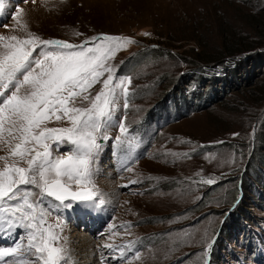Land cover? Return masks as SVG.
I'll list each match as a JSON object with an SVG mask.
<instances>
[{
	"label": "rangeland",
	"instance_id": "obj_1",
	"mask_svg": "<svg viewBox=\"0 0 264 264\" xmlns=\"http://www.w3.org/2000/svg\"><path fill=\"white\" fill-rule=\"evenodd\" d=\"M4 5L0 35L5 37L35 34L85 47L98 46L101 41L93 38L105 35L134 41L122 43L105 65L115 77L131 78L130 84L124 81L127 109L118 88L110 139H98L103 148L95 185L105 203L85 211L75 202L65 208L51 197L44 199L47 224L61 236L57 246L65 249L68 264L83 258L94 264H264V200L255 193L260 189L264 198V50L236 57L237 78L217 90L203 86L221 78L224 68L199 61L200 53L219 52L222 30L253 40L250 16L264 12V0H4ZM108 74L72 106L89 107ZM182 82L177 105L168 96ZM165 98L166 107L153 118L151 111ZM198 101L201 107L193 104ZM121 120L133 151L116 144L115 137L125 138L118 130ZM45 126L70 123L53 118ZM53 148L54 155L69 151L67 144ZM0 156L9 164L16 159L4 143ZM4 164L0 161V169ZM208 179L215 182L205 183ZM233 220L244 231L252 222L258 226L263 240L257 260L241 247ZM246 234L249 239L251 233ZM86 235L89 253L73 239ZM25 236L23 230L0 232V248L22 241L14 256L0 257V264H18L16 257L25 255Z\"/></svg>",
	"mask_w": 264,
	"mask_h": 264
},
{
	"label": "snow or ice",
	"instance_id": "obj_2",
	"mask_svg": "<svg viewBox=\"0 0 264 264\" xmlns=\"http://www.w3.org/2000/svg\"><path fill=\"white\" fill-rule=\"evenodd\" d=\"M4 7V0H0V15ZM93 39L101 43L85 47L45 40L35 34L24 39L0 35V143L8 145L9 156L16 158L9 164L6 157L0 156V161H5L0 169V232L26 233L25 255L16 257L18 264H68L65 249L57 246L61 236L47 224L50 212L44 205L45 197L54 198L65 208H73V202H77L76 207L85 211L105 203L95 185V164L103 148L98 139H110L107 129L115 119L120 95L117 89L122 90L123 107L127 109L128 88L124 81L131 83L130 77H115L113 69L105 65L122 43L134 41L106 35ZM77 47L80 50L74 51ZM105 72L109 74L90 106H72L76 97L99 83ZM53 118L65 119L70 126L46 127ZM118 130L125 138L115 137L116 144H127V150L133 151L122 120ZM12 141L18 142L11 146ZM62 144L69 146L68 153L54 155L53 145ZM17 159L27 167L18 166ZM21 247L22 241L0 248V257H12Z\"/></svg>",
	"mask_w": 264,
	"mask_h": 264
},
{
	"label": "trees",
	"instance_id": "obj_3",
	"mask_svg": "<svg viewBox=\"0 0 264 264\" xmlns=\"http://www.w3.org/2000/svg\"><path fill=\"white\" fill-rule=\"evenodd\" d=\"M250 20H251V24H252L253 34L256 35L253 40H250L249 37H247V36L242 37V36H240L239 33H236L235 31L222 30L220 43L218 45L219 52L218 53H212V54L209 53L208 55H204L203 53L199 54V61L204 60L203 62L215 63L214 66L224 68L221 78H217V77L213 78L212 77L210 80H208L209 81L208 85H205L203 87L209 86V87L216 89V90L223 87V86L229 87L231 85V79L237 78L236 71H237V67L240 66L239 62H238L239 59H237L236 57H238L239 55H242V54L250 55L249 53H251V52H254L252 55H254V54L257 55L258 53H261L260 50H262V49L264 50V12L257 13V15L256 14L251 15ZM252 55H250L248 57L250 58V57H252ZM200 57H202V58H200ZM185 84H186V82H182L179 85L177 91L176 92L173 91L168 96L169 99H171L177 105H179V102H180L179 98L182 97V96H178V95H181V93H179V92H182V88L185 87ZM223 92H225V90ZM215 96H216V94H215ZM182 100H183V98H182ZM208 100H209V98L205 101H208ZM193 104L194 105L198 104V106L201 107L202 103L199 104V101H198V102H194ZM159 107L163 108V109L166 107V98L157 104L154 112L151 111V114L154 115V113L156 112V110ZM194 108H196V106H194ZM155 116L156 115H154L153 118ZM255 193H256V197L264 200L263 195H261L260 189H255ZM240 207L241 206H239V208ZM236 208H237V206L234 207L233 210H235ZM227 217L224 219L223 224H225V223L227 224V222H228V221H226ZM233 222H234V224L231 225L232 231L234 232L233 229H236L235 233L237 231H239L241 234L240 239H242L243 245L240 244L241 241L239 242V244L241 245V247L247 248L249 250L251 256H253V259L256 260V256L257 257L259 256V246H260V240L259 239H262L261 236H263L260 232H258L256 230V228L258 226L256 224H253V222L251 221L252 222L251 229L244 231L240 227V225L237 223V220L236 221L233 220ZM235 224H238V227H236ZM233 226H235V227H233ZM246 233H251V236L249 239L246 238V235H247ZM218 243H219V241H218ZM214 246H217V242L215 243ZM215 249H216V247H215ZM213 250H214V247H212L211 256H212V253L214 252Z\"/></svg>",
	"mask_w": 264,
	"mask_h": 264
},
{
	"label": "bare ground",
	"instance_id": "obj_4",
	"mask_svg": "<svg viewBox=\"0 0 264 264\" xmlns=\"http://www.w3.org/2000/svg\"><path fill=\"white\" fill-rule=\"evenodd\" d=\"M79 216H80V218H81V220H83L84 218H83V215H82V212H80V213H77ZM8 231V230H7ZM10 231H14V230H10ZM88 235H86V238H84V237H81V236H75V237H73V239H78L79 240V247H80V250L82 249V250H84L85 251V253H87L88 251H90L89 249H88V247L91 245L90 244V242H89V240H88V237H87ZM4 241L6 240V239H8V238H2ZM11 239H12V241H13V237H11ZM77 240V241H78ZM76 241V242H77ZM79 247H78V249H79ZM88 249V251H86ZM81 250V251H82ZM80 251V252H81ZM81 253H83V252H81ZM89 253V252H88ZM91 256L90 254H87L86 256ZM112 256V255H111ZM135 256H137V255H135ZM89 259V258H88ZM88 259L86 260V259H84L83 258V260L84 261H82V262H78V263H76V264H87V263H89V262H91V263H89V264H94L93 263V260H89L88 261ZM1 262V261H0Z\"/></svg>",
	"mask_w": 264,
	"mask_h": 264
}]
</instances>
